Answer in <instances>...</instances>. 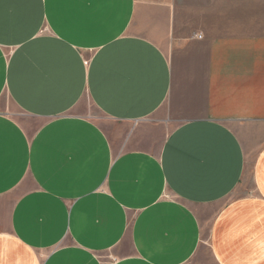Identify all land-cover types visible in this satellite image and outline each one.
Segmentation results:
<instances>
[{
    "label": "crops",
    "instance_id": "crops-1",
    "mask_svg": "<svg viewBox=\"0 0 264 264\" xmlns=\"http://www.w3.org/2000/svg\"><path fill=\"white\" fill-rule=\"evenodd\" d=\"M264 264V0H0V264Z\"/></svg>",
    "mask_w": 264,
    "mask_h": 264
},
{
    "label": "rangeland",
    "instance_id": "rangeland-1",
    "mask_svg": "<svg viewBox=\"0 0 264 264\" xmlns=\"http://www.w3.org/2000/svg\"><path fill=\"white\" fill-rule=\"evenodd\" d=\"M204 261L209 263V264H211V262H212L209 255L207 254V252L204 253Z\"/></svg>",
    "mask_w": 264,
    "mask_h": 264
}]
</instances>
